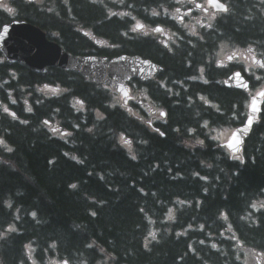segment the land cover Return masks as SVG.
Returning a JSON list of instances; mask_svg holds the SVG:
<instances>
[{
	"label": "trees",
	"instance_id": "trees-1",
	"mask_svg": "<svg viewBox=\"0 0 264 264\" xmlns=\"http://www.w3.org/2000/svg\"><path fill=\"white\" fill-rule=\"evenodd\" d=\"M226 1L229 14L200 31L203 39L175 50L178 60L166 51L155 57L160 48L149 40L124 35L125 18L146 16L155 0L120 1L114 12L126 15L110 18L88 0L26 4L17 18L59 34L51 38L65 51L139 55L164 73L146 86L131 81L125 103L78 72L50 66L38 73L6 63L0 53V233L10 224L16 229L0 238V264H30L26 245L39 264H254L248 254H264V208L251 207L264 200V97L242 151L231 155L223 145L245 119L250 92L264 88V69L246 51L251 45L264 59V0ZM68 22L108 45H96ZM236 69L246 74L250 92L223 85ZM121 134L131 143H122Z\"/></svg>",
	"mask_w": 264,
	"mask_h": 264
},
{
	"label": "water",
	"instance_id": "water-1",
	"mask_svg": "<svg viewBox=\"0 0 264 264\" xmlns=\"http://www.w3.org/2000/svg\"><path fill=\"white\" fill-rule=\"evenodd\" d=\"M7 25V32L0 36V52L7 62L22 63L36 72H44L46 66L76 71L96 83L107 84L123 94L121 86L123 85L125 88V83L128 80L131 78L140 81L150 80L158 70V66L152 62L145 63V60L139 56L123 55L106 61L105 58L99 60L96 56L74 55L63 50L57 42L48 40L45 37V32L36 25L25 21H13ZM3 27L4 25L0 32L3 31ZM245 84L247 87L243 86ZM225 86L242 91L249 89L248 82L241 75L237 77L234 74L227 78ZM256 99L258 106L260 97H256ZM250 105L248 114H252ZM252 115L254 117L256 113ZM249 131L250 128L245 121L243 125L233 130L241 141L239 145H235V151L227 146V142L226 146L232 152H238L243 147ZM230 138L231 135L228 139Z\"/></svg>",
	"mask_w": 264,
	"mask_h": 264
},
{
	"label": "snow or ice",
	"instance_id": "snow-or-ice-1",
	"mask_svg": "<svg viewBox=\"0 0 264 264\" xmlns=\"http://www.w3.org/2000/svg\"><path fill=\"white\" fill-rule=\"evenodd\" d=\"M207 3H208L209 5H211V6H213V7L217 8V9H219L220 11H223V12H227V11H228V6H227L225 3H221L220 0H207ZM5 7H6V5H5ZM105 7H106V6H105ZM127 7H131V5H127ZM161 7H163V6L161 5ZM194 7L197 8V9H200V8H202V4L199 3V2H195V0H194ZM48 10H49V11H52L53 9H52V8H49ZM8 11L11 12V11H13V10H12L11 8H8ZM164 11H165V13H167L168 10H167V9H164ZM180 11H181L180 7H176V8H175V11L171 14V18L174 19V20H176V21L183 22L184 19H185V17H184V16L177 15V13H179ZM187 11H188V12H191V11H192V8H191V7H188V8H187ZM204 11L206 12L207 9H204ZM57 14H58V13H57ZM115 14H116V15H120V16H124V15H126V13H123V12L115 13ZM108 15H109V16L114 15V13H112L111 9H108ZM153 15H158V13H156L155 10H153ZM133 19H135V17H133ZM212 19H214V16H210V17H209V20H212ZM198 22H199V21H198ZM206 26H207L208 28H212V24H211V23H208ZM143 27H144V25H142L139 21H137L136 24L134 25V27H133L132 30L135 31V30L140 29V28H143ZM184 27H187V28H188V31H189L193 36H198V35H199V34L195 31L194 28L188 27L187 24H184ZM7 29H8V25L5 24L4 27H3V31L0 32V36H2L4 33H6V32H7ZM80 30H81V31H84V29H80ZM152 31H154V32H162V31H163V28L161 27V25L157 24V25L152 29ZM84 35H85V36H90V33L87 32V31H84ZM124 35H127V33H124ZM199 39H203V36H199ZM96 43H98V44H103L104 41H103V40H97ZM163 43L165 44V47L168 48V51H169V52L173 51V49H172L171 47H168L167 42H163ZM189 43H191V40H189ZM112 46H113V47H117L118 45H112ZM223 47H225V45H223V43H222V44H221V48H223ZM246 51H247L249 54H251V55H250V58H251L253 64H254V65H258L261 69H264V59H257V58H256L255 54H253V48H252L251 45H249V47L246 49ZM235 54H236V52L234 51V52H233V55H235ZM262 55H264V54H262ZM227 58H228L229 60H232V56H228ZM244 59L247 60V59H249V57L246 56V57H244ZM144 62H145V63H150L149 60H145ZM217 63L219 64V61H217ZM245 70H247V69H245ZM201 71H203V69H201ZM234 75L237 76V77H239V76L241 75V73H240V72H235ZM192 79H195V77H192ZM256 79H257V80H260L261 77H256ZM205 83H207V81H205ZM161 86H163V85H161ZM243 86H244V87H247L246 84L243 85ZM44 87L47 88V87H49V86H48V85H45ZM53 91H55V89H53ZM121 91L123 92V95H124L125 97H128L129 99L131 98V97H129L128 90H126V89L124 88L123 85L121 86ZM169 91H170V90H169ZM256 97H264V88H261V89L256 93L255 96H252V97H251L250 113H252V114L261 111V109L258 108V106H257V99H256ZM200 99L203 100V102H204L205 104L210 103V101L207 100V99H205V97H203V96H201ZM126 102H127V101H125V103H126ZM77 103H79V104L81 105V107H83V101H81V100H77ZM27 110H28V111H32L31 108H29V109H27ZM3 111H4L5 113H9V114H10L12 117H14V118H15V116H16V114H15L14 112H10V109H9L7 106H4V107H3ZM129 111H131V109H129ZM157 111H159V114H160V116H162V117L166 115V113H165L162 109H157ZM217 111H219L218 108H217ZM252 114H248V115L246 116V121H247V125L249 126V128H250L251 125L253 124V115H252ZM97 117H98V118L101 117V113L97 112ZM22 122H23V123H27V121H22ZM43 123H44V124H48L49 121H48V120H45V121H43ZM149 123H151V121H149ZM207 125H208V122L205 121V122H204V126H207ZM77 126H78V125H77ZM246 130H247V129H246ZM53 131H56V129H53ZM89 131H91V129H89ZM156 131H157L161 136H164V135H165V133L162 132V131H160V129H156ZM187 131H188V132H192L193 129L189 128ZM121 140H122V143H124V144H130V143H131L130 141H128V140H126V139L123 138V134H121ZM0 143H2V141H0ZM196 143H197V144H203L204 141L198 139V140H196ZM240 143H241V141H240V139L238 138L237 133H236V132H232V134H231V138L227 140V146H228L230 149H233V150L235 151V145H239ZM9 151H10V149H9ZM65 155H67V153H65ZM132 158L135 159L136 157L133 155ZM237 158H238V159H241V160L243 159V157H237ZM73 159H76V157H73ZM177 175H179V173H177ZM193 175H199V173L194 172ZM201 179L206 180L207 177H206V176H205V177H201ZM70 187L75 188L76 185H75V184H72V185H70ZM140 191H143V189H140ZM205 191H207V189H205ZM153 195H155V194H153ZM6 203H7V202H6ZM181 203H184V201H181ZM197 203H199V201H197ZM251 207H253V208L257 207V203H256V202H252ZM259 207L264 208V203H260ZM140 211L143 212L144 209H141ZM95 214H96L95 212L92 213L93 216H94ZM31 215H32L33 217H35V216H36V213L33 212V213H31ZM219 215H220L221 217H224L225 219H227V216L225 215V213H224L223 211H221V212L219 213ZM167 218H168V219H171V218H172V209H169V210H168V217H167ZM241 219H247V217H241ZM189 227H191V225H189ZM200 227L203 228L204 225L201 224ZM229 228H231V225H229ZM9 230H12V226H11V225H9ZM0 235H3V233H0ZM149 235L152 236L153 239H155V235H154L153 233H149ZM177 235H179V233H177ZM233 239H236V237H233ZM201 243H203V241H201ZM147 246H148L147 243H145V247H147ZM88 247H92V245H88ZM189 247L191 248L192 246L189 245ZM216 247H217L216 244H212V248H216ZM100 251L103 252V249L101 248ZM61 264H69V262H68L67 260H64V261L61 262Z\"/></svg>",
	"mask_w": 264,
	"mask_h": 264
},
{
	"label": "rangeland",
	"instance_id": "rangeland-1",
	"mask_svg": "<svg viewBox=\"0 0 264 264\" xmlns=\"http://www.w3.org/2000/svg\"><path fill=\"white\" fill-rule=\"evenodd\" d=\"M35 2H40L41 0H34ZM6 5V7H5ZM0 6L1 7H5L6 9L9 8V6L7 4H5V1L4 0H1L0 2ZM12 9V8H11ZM203 10V15L201 16L202 18L205 17V19H208V17L210 15H213L211 11H209L208 9V12L205 13L204 12V8H202ZM207 23H209V20L207 21ZM199 27H203V24L199 23L198 24ZM180 27H184L183 24H180ZM49 36H51V33H49ZM156 36H157V39L159 42H162L163 40H166L167 38H169L170 40H172L173 38V32L170 31V30H163L162 32H156ZM260 203H264V201H258L257 202V207L255 208H261L259 207ZM26 248L30 249L31 247L30 246H26ZM252 255V261L254 264H264V254H256L254 252H251L249 253L248 255ZM32 264H36L35 262H33ZM48 264H55L54 262H49Z\"/></svg>",
	"mask_w": 264,
	"mask_h": 264
},
{
	"label": "flooded vegetation",
	"instance_id": "flooded-vegetation-1",
	"mask_svg": "<svg viewBox=\"0 0 264 264\" xmlns=\"http://www.w3.org/2000/svg\"><path fill=\"white\" fill-rule=\"evenodd\" d=\"M0 2H1V0H0ZM204 9H207V8H204ZM208 9H211V6L209 5V8ZM208 9H207V11L206 12H208ZM212 12V14L214 15L215 14V12H213V11H211ZM220 12H222V11H220ZM188 27H191V26H188ZM191 28H194L195 29V27H191ZM195 31H196V29H195ZM145 33L147 32V31H144ZM190 38V36H189V32H188V28H185L184 30H183V32L182 33H180L177 37H176V39H177V49H183L184 48V45H185V42L188 40ZM145 40H149V39H146V38H144ZM169 41H170V39L169 38H167ZM153 45H155V42H153V41H151V40H149ZM156 46V45H155ZM159 52H161V50L160 49H158L157 51H156V55H155V57L159 54ZM152 56H154V55H152ZM159 56V55H158ZM170 56L171 57H176V59H173V60H178L179 59V54H170ZM147 59H149V58H147ZM8 245V244H7ZM6 245V246H7ZM1 251H2V248L0 247V262H1V258H2V255H1Z\"/></svg>",
	"mask_w": 264,
	"mask_h": 264
}]
</instances>
